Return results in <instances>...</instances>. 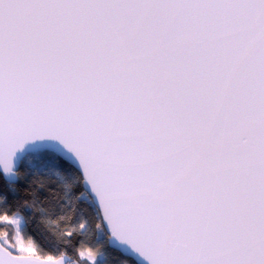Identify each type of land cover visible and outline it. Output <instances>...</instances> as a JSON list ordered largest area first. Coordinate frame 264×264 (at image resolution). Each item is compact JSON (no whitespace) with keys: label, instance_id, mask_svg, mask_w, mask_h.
<instances>
[{"label":"snow or ice","instance_id":"1","mask_svg":"<svg viewBox=\"0 0 264 264\" xmlns=\"http://www.w3.org/2000/svg\"><path fill=\"white\" fill-rule=\"evenodd\" d=\"M0 177V264H264V0H0Z\"/></svg>","mask_w":264,"mask_h":264},{"label":"trees","instance_id":"2","mask_svg":"<svg viewBox=\"0 0 264 264\" xmlns=\"http://www.w3.org/2000/svg\"><path fill=\"white\" fill-rule=\"evenodd\" d=\"M23 172V170H22ZM31 177H27V178H22L20 180H18L17 182V188H18V192L16 194L15 199H27L28 197H26L24 195V189L27 187L29 180H31ZM4 185H5V181L3 177H0V190L4 189ZM8 197H9V202H12L14 197L11 193H7ZM41 197L47 195L46 193H40ZM41 217L39 216V214L35 215V221L30 223L29 225V230L33 231L34 235H36L37 239L40 241V243L43 245L42 247V253L44 255H56L57 253L53 250L54 244L49 243V241H55L56 237L52 236L50 233L45 232V228L43 224H40ZM45 233V235L47 236V240L44 239L43 236H41V233ZM113 257H115L116 259H121V255L118 252L112 251L110 250V257H109V264H115V260H113Z\"/></svg>","mask_w":264,"mask_h":264}]
</instances>
